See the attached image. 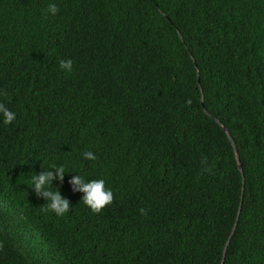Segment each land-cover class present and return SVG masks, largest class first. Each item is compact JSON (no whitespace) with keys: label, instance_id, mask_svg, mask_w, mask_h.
Returning <instances> with one entry per match:
<instances>
[{"label":"trees","instance_id":"obj_1","mask_svg":"<svg viewBox=\"0 0 264 264\" xmlns=\"http://www.w3.org/2000/svg\"><path fill=\"white\" fill-rule=\"evenodd\" d=\"M0 103V264H264V0H0Z\"/></svg>","mask_w":264,"mask_h":264},{"label":"clouds","instance_id":"obj_2","mask_svg":"<svg viewBox=\"0 0 264 264\" xmlns=\"http://www.w3.org/2000/svg\"><path fill=\"white\" fill-rule=\"evenodd\" d=\"M57 13V6L49 4L47 14L55 16ZM59 68L66 73H71L73 71V61L71 59L61 60ZM16 118L17 114L14 111L9 109L4 103H0V119H2L3 124L11 125ZM82 158L91 161L97 159L92 151L84 152ZM66 173L72 172H69L65 165L52 164L46 171L33 174L30 180V187L37 197H41L47 202V207L44 211L46 213L51 212L56 217H64L72 209L70 200L62 196L59 189L54 187V182H63ZM76 173L78 174L73 176L69 183L73 192L82 193L81 201L84 206L93 213H100L106 206L113 203L114 193L106 186L105 179H88L86 175H82L79 172Z\"/></svg>","mask_w":264,"mask_h":264},{"label":"water","instance_id":"obj_3","mask_svg":"<svg viewBox=\"0 0 264 264\" xmlns=\"http://www.w3.org/2000/svg\"><path fill=\"white\" fill-rule=\"evenodd\" d=\"M240 211H241V210H239V212H238V217H239ZM236 224H237V221H236ZM236 224H235V226H236ZM234 229H235V228H234ZM233 232H234V230H233ZM223 262H224V258H223Z\"/></svg>","mask_w":264,"mask_h":264}]
</instances>
